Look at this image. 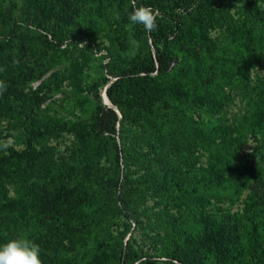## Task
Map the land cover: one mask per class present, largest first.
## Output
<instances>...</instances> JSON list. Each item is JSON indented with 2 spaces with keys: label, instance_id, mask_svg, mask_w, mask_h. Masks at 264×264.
Wrapping results in <instances>:
<instances>
[{
  "label": "trees",
  "instance_id": "1",
  "mask_svg": "<svg viewBox=\"0 0 264 264\" xmlns=\"http://www.w3.org/2000/svg\"><path fill=\"white\" fill-rule=\"evenodd\" d=\"M0 1L15 8V0ZM16 1L22 23L42 28L0 40V72L12 67L22 84L40 77L46 49L73 28L80 8L75 0ZM219 1H117L127 20L134 7L155 10L157 28L147 32L153 53L121 67L112 81L88 82L94 108L86 116L50 122L24 107L15 117L22 148L0 152V245L27 236L40 246L42 264L67 257L71 264H264V193L246 194L240 212L223 204L238 202L250 183L264 184V80L250 85L248 76L264 66V32L249 11L253 26L234 23L219 43L211 39ZM0 24L8 25L3 17ZM101 86L116 110L101 103ZM226 88L244 106L230 124L217 116ZM27 96L39 105L34 93ZM254 129L261 130L259 143L238 160ZM63 133L73 136L79 160L70 155L72 162L57 166L46 141ZM106 138L113 140L114 164L91 172ZM197 151L204 164L196 163ZM130 221L156 257L122 244L128 228L111 234L112 225Z\"/></svg>",
  "mask_w": 264,
  "mask_h": 264
},
{
  "label": "rangeland",
  "instance_id": "2",
  "mask_svg": "<svg viewBox=\"0 0 264 264\" xmlns=\"http://www.w3.org/2000/svg\"><path fill=\"white\" fill-rule=\"evenodd\" d=\"M117 1L75 0L80 8L77 22L75 25L73 24V28L61 30L53 44L55 46L46 49L44 64L37 73L40 75L38 79H26L22 84H17L12 67L8 69L5 67L3 73L0 72V81L7 85L6 90L0 95V152L4 151L6 147L17 150L22 148L18 139L15 117L21 113L24 107L31 108L34 114L40 112L50 122L69 121L86 116L94 108V102L87 90L88 82L91 80L101 81L103 78L112 81L114 74L121 67L139 62L140 58L153 53L143 26L131 24L129 19H126L124 10L119 9ZM13 5H15L14 9L10 8L6 1L4 3L0 1V17H3L8 24H0V40L8 35L22 40L26 38V35L23 36V32L26 34L27 30L42 33L41 27L34 29L23 24L20 15L23 6H20L16 0ZM213 7L217 21L207 32L209 37L216 40L217 43L220 41L222 31L228 25L239 23L253 26L252 21L246 19L249 11L252 17L256 14L257 17H260L258 25L264 32V3L261 0H220L214 2ZM24 28L25 30H23ZM11 29H16V33L9 32ZM47 38H50L49 34H47ZM260 47L261 50H264V47ZM262 57L264 58V52ZM248 76L250 85L260 86L264 80V66L258 65L254 69H250ZM38 87L40 88L37 90ZM103 89L104 86L98 88L100 96ZM224 91L228 99L226 103L222 101V112L217 116H223L230 124L233 122L234 115L244 112L243 100H240L233 90L229 91L226 88ZM32 93L38 97L39 105L35 104L33 99H28L32 96L27 95ZM230 131L234 132L232 129ZM252 131L254 133H251ZM252 131L246 132L244 136L243 144L238 150V160L259 143L261 130L254 129ZM114 139L116 144H119L118 138ZM105 141L106 145L102 149V156L90 165L91 172L96 170L103 172L114 164L113 140L106 138ZM74 144L73 136L69 133H63L57 139L46 141V146L51 148L57 166L60 161L72 162L70 155L75 160H79L76 152L72 150ZM196 156L199 158L197 164L205 163L206 157L199 155V151ZM238 160L236 166L239 165ZM76 173L83 175L85 172L76 170ZM104 177L108 178L109 174ZM250 192H255L258 195L263 194L264 184L250 183L248 188L242 191L238 202L232 205L227 202L223 204L226 207L229 206L231 212H240L243 206L241 200ZM8 193L12 194L11 188L8 189ZM152 202L151 198L146 199L147 205H151ZM115 205V203L111 204L113 208ZM115 220L123 219L118 218L117 215ZM111 227L110 232L113 236L121 235V232L128 228L124 233L122 244L128 241L138 254L146 252L151 256H157L155 255L156 249L152 247L140 230L134 229L132 221L127 222L124 228L117 225ZM70 260V257L64 258V264H71Z\"/></svg>",
  "mask_w": 264,
  "mask_h": 264
},
{
  "label": "clouds",
  "instance_id": "3",
  "mask_svg": "<svg viewBox=\"0 0 264 264\" xmlns=\"http://www.w3.org/2000/svg\"><path fill=\"white\" fill-rule=\"evenodd\" d=\"M128 19L133 25H142L149 33L157 28L156 12L150 7H134ZM6 88L7 85L0 81V95ZM0 264H42L41 248L24 235L10 239L0 245Z\"/></svg>",
  "mask_w": 264,
  "mask_h": 264
},
{
  "label": "water",
  "instance_id": "4",
  "mask_svg": "<svg viewBox=\"0 0 264 264\" xmlns=\"http://www.w3.org/2000/svg\"><path fill=\"white\" fill-rule=\"evenodd\" d=\"M100 98H101V103H102L104 106L115 109V108H114V107L108 102V100L106 99V97H105V95H104V89H103V93L101 94ZM104 99L106 100V102H104ZM115 110H116V109H115Z\"/></svg>",
  "mask_w": 264,
  "mask_h": 264
},
{
  "label": "bare ground",
  "instance_id": "5",
  "mask_svg": "<svg viewBox=\"0 0 264 264\" xmlns=\"http://www.w3.org/2000/svg\"><path fill=\"white\" fill-rule=\"evenodd\" d=\"M104 102H106V100L104 99Z\"/></svg>",
  "mask_w": 264,
  "mask_h": 264
}]
</instances>
